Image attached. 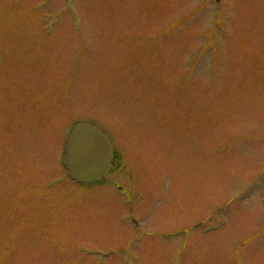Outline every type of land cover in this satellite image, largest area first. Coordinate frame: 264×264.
Listing matches in <instances>:
<instances>
[{"label": "rangeland", "instance_id": "374dc122", "mask_svg": "<svg viewBox=\"0 0 264 264\" xmlns=\"http://www.w3.org/2000/svg\"><path fill=\"white\" fill-rule=\"evenodd\" d=\"M0 264H264V0H0Z\"/></svg>", "mask_w": 264, "mask_h": 264}, {"label": "water", "instance_id": "95a60500", "mask_svg": "<svg viewBox=\"0 0 264 264\" xmlns=\"http://www.w3.org/2000/svg\"><path fill=\"white\" fill-rule=\"evenodd\" d=\"M65 142L62 164L70 177L86 183L105 173L111 163V144L95 126L75 123Z\"/></svg>", "mask_w": 264, "mask_h": 264}, {"label": "trees", "instance_id": "16d2710c", "mask_svg": "<svg viewBox=\"0 0 264 264\" xmlns=\"http://www.w3.org/2000/svg\"><path fill=\"white\" fill-rule=\"evenodd\" d=\"M122 164H123V161H121V158L118 155H115L113 166L118 168L122 166Z\"/></svg>", "mask_w": 264, "mask_h": 264}]
</instances>
